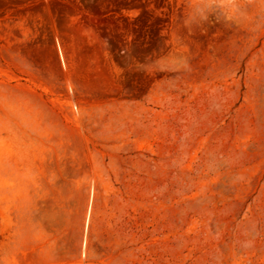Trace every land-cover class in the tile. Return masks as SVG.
I'll return each instance as SVG.
<instances>
[{
    "label": "rangeland",
    "instance_id": "374dc122",
    "mask_svg": "<svg viewBox=\"0 0 264 264\" xmlns=\"http://www.w3.org/2000/svg\"><path fill=\"white\" fill-rule=\"evenodd\" d=\"M205 3L0 0V264H264V0Z\"/></svg>",
    "mask_w": 264,
    "mask_h": 264
},
{
    "label": "clouds",
    "instance_id": "9594fccd",
    "mask_svg": "<svg viewBox=\"0 0 264 264\" xmlns=\"http://www.w3.org/2000/svg\"><path fill=\"white\" fill-rule=\"evenodd\" d=\"M221 5H225L226 7L231 8L234 12H238L240 8L239 5L232 4L231 0H207V3H205L203 7L212 9L213 7H218ZM203 18L206 19V17Z\"/></svg>",
    "mask_w": 264,
    "mask_h": 264
}]
</instances>
